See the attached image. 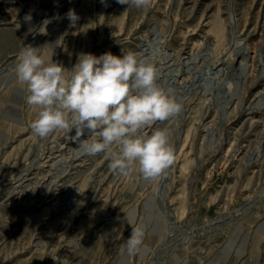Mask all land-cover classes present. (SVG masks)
<instances>
[{"label": "rangeland", "instance_id": "rangeland-1", "mask_svg": "<svg viewBox=\"0 0 264 264\" xmlns=\"http://www.w3.org/2000/svg\"><path fill=\"white\" fill-rule=\"evenodd\" d=\"M74 1L48 17L46 0L0 6V264H264V124L250 128L241 113L243 98L248 103L264 81L253 66L241 80L227 79L219 70L224 65L216 66L233 60V42L247 33L255 32L250 42L259 45L264 0H150L146 9L119 0ZM69 9L79 16L75 25L66 18ZM44 19L48 26L40 24ZM27 37L68 68L82 52L197 57L204 70L192 69L183 83L172 75L159 80L182 110L145 129L169 130L174 162L154 178L138 170L124 176L110 167V151L85 154L74 130L35 134L30 125L38 108L26 103V84L15 75ZM220 82L244 92L227 111ZM258 106L255 118L264 123V103ZM51 150L54 161L62 160L55 171L43 161ZM28 171L30 181L20 188L15 180ZM50 175L57 186L44 184ZM48 187V202H39L38 191ZM61 199L66 204L58 207ZM139 225L142 245L122 251Z\"/></svg>", "mask_w": 264, "mask_h": 264}, {"label": "clouds", "instance_id": "clouds-1", "mask_svg": "<svg viewBox=\"0 0 264 264\" xmlns=\"http://www.w3.org/2000/svg\"><path fill=\"white\" fill-rule=\"evenodd\" d=\"M119 3L146 9L150 0ZM66 18L72 25L79 20L75 9H69ZM25 20L31 15L26 14ZM122 52H82L68 68L49 59L41 47L24 45L15 75L26 84V103L38 108L30 127L39 137L74 130L73 140L85 154L110 151V167L118 174L138 170L145 179L154 178L174 162L175 149L167 128L150 133L145 129L179 113L182 103L160 85L155 63L132 50ZM144 236L143 225L133 226L121 250H138Z\"/></svg>", "mask_w": 264, "mask_h": 264}, {"label": "bare ground", "instance_id": "bare-ground-1", "mask_svg": "<svg viewBox=\"0 0 264 264\" xmlns=\"http://www.w3.org/2000/svg\"><path fill=\"white\" fill-rule=\"evenodd\" d=\"M68 0H46V6L48 9V11L46 13L43 14V17H48L51 10H55L56 8H60V7H64V3H66ZM74 1V0H73ZM19 2H24V0H0V6L1 5H10V4H14V3H19ZM75 2V1H74ZM42 4L44 2H41ZM61 3V4H60ZM41 4V5H42ZM45 4V3H44ZM44 7V5H43ZM45 9V10H46ZM22 10V9H21ZM26 10V9H25ZM27 11V10H26ZM42 11V10H41ZM44 11V10H43ZM67 12V11H66ZM65 12V13H66ZM36 13V12H35ZM55 13V12H54ZM27 14V13H26ZM30 14V13H29ZM34 14V13H33ZM2 15V14H1ZM24 15V14H23ZM39 15V14H37ZM58 16V15H57ZM61 16V15H60ZM59 16V17H60ZM64 16V15H63ZM38 17V16H37ZM42 17V16H40ZM32 18V16H31ZM25 19V18H23ZM22 19V20H23ZM38 21V20H37ZM36 21V22H37ZM48 20L47 19H44L42 22H40V24H43L44 26H48L47 24H49L50 22H47ZM1 22V17H0V24H2ZM52 24V23H51ZM26 25V24H25ZM264 26V25H263ZM42 27V26H41ZM262 30H264V27L262 28ZM264 32V31H263ZM36 33V32H35ZM262 33V32H261ZM255 32H250V33H247L244 35V38L241 39V40H237L235 42H233V46H232V49H233V60H227V59H222L220 61L217 62L216 66H219V65H224L223 68H220L219 70H222L224 72V74L226 75V78L227 79H233V78H237V79H242L246 76L247 72H248V69L250 68V66L254 67V69L256 68V71H257V79H258V82L261 83V81L263 80L264 81V37L263 38H260L257 42H259V45L257 46H254V44L252 42H250L251 40V36L254 35ZM263 34V33H262ZM29 36V35H28ZM257 36V35H256ZM29 38V37H27ZM253 38V37H252ZM30 39V38H29ZM24 44V45H29V43H31V45L33 46L35 43H33V40H32V37L31 39L29 40ZM161 43V42H160ZM256 43V42H255ZM149 44V42H148ZM154 44V43H153ZM144 45V44H143ZM151 45V44H150ZM256 45V44H255ZM24 47V46H23ZM146 48V47H145ZM149 48V47H148ZM143 49V48H142ZM148 51V50H147ZM150 51V50H149ZM148 51V52H149ZM164 53V52H163ZM161 53L162 55L160 56H153L154 53L152 54V56H145L146 53H145V49L142 50V52H140L138 54V56L142 59H145L149 62H153L157 65V67L159 68V80L162 78V77H166V75H172L174 76V80L173 81H177V82H181L183 83L182 81H179L180 78L183 80L185 79L184 76H186V74L190 73L192 71V69H197L198 66V70H200V72L204 69H202V67H200V64L198 63V60H197V57L195 58H192V57H189L188 59H183L182 56H177V54L175 53ZM177 53V52H176ZM149 55V54H148ZM158 55V54H157ZM232 56V55H230ZM232 56V57H233ZM228 58V57H227ZM177 60H180L179 62L180 63H177L178 61ZM180 64V65H179ZM186 64V65H185ZM190 64H192V66H189ZM175 66V68H174ZM182 66H185L186 68H183V70L181 69ZM174 71H176V73H173ZM194 71V70H193ZM196 71V70H195ZM166 72H168L169 74H167ZM195 73V72H194ZM216 73V72H215ZM220 73V71H219ZM252 73V72H251ZM218 74V73H217ZM255 74V73H254ZM189 75V74H188ZM221 75V74H220ZM256 76V75H255ZM189 77V76H188ZM208 77V76H207ZM219 77V76H218ZM248 77V75H247ZM216 78V77H214ZM251 78V77H250ZM224 80L225 77L223 78ZM231 79V80H232ZM209 80V79H208ZM186 81V80H185ZM211 81V80H210ZM230 81V80H229ZM244 81V80H243ZM210 83V82H209ZM221 83V82H220ZM226 83V82H224ZM222 85L221 83V86L218 87V88H222V90L224 91V97H225V107L223 108L224 110L227 111V109L233 105V103H239V100L240 97L239 96H242L244 94V92L239 95L236 90H233L231 85H230V82L229 84H224ZM208 84V82H207ZM212 84V83H211ZM241 84V83H240ZM243 85V84H242ZM217 85H215L216 87ZM237 86V85H236ZM233 87V88H237V87ZM214 87V86H213ZM19 88V87H18ZM239 88V87H238ZM215 89V88H214ZM239 91V90H238ZM222 92V91H221ZM240 92V91H239ZM222 94V93H221ZM239 95V96H237ZM219 96V95H218ZM245 96V95H244ZM222 97V96H221ZM21 98V97H20ZM219 99V98H218ZM221 99H219L220 101ZM224 100V99H223ZM244 100V105H243V102L241 104V108H242V111L241 113L244 114V115H249V118L248 120H251L250 121V128H257V127H262L261 124H264V123H260L261 121H259V119H256V114L257 112L260 110V107L258 106L261 105L262 103H264V86L263 88H261L260 90H258L256 92V94L254 95V97L247 103V100H246V97L243 98ZM216 102V101H215ZM218 102V101H217ZM216 102V103H217ZM263 106V105H262ZM231 111V110H230ZM241 116L239 115L238 118L235 120L237 121ZM234 122V121H233ZM208 123V122H207ZM207 126V125H206ZM205 126V127H206ZM239 128V127H238ZM249 128V129H250ZM264 128V126H263ZM152 129V128H151ZM231 129V128H230ZM258 129V128H257ZM206 131H208V133H212V129H209L206 128L205 129ZM249 131V130H248ZM255 131V130H254ZM262 133H263V130H261ZM241 134V133H240ZM256 134V133H255ZM261 136V135H260ZM7 137V136H6ZM89 138V137H88ZM261 139V137H260ZM259 143V142H258ZM263 143L262 145L264 146V141L261 140L260 141V144ZM262 145L260 146H257L255 148H260ZM64 149V148H63ZM79 149V148H78ZM60 150V149H59ZM252 150V149H251ZM242 152V151H241ZM253 153L256 152V150H253L252 151ZM258 152H259V149H258ZM58 154L55 153L54 150H51L49 151V154L47 153L44 157V166H47L51 169V171H55V169L57 168V165L58 164H62V162L60 163H57L59 161H62V160H58V161H54L55 158H57ZM78 156V154H77ZM254 156V155H253ZM84 159V158H82ZM64 165V163H63ZM43 166V165H42ZM69 167V166H68ZM31 168V167H30ZM33 168V167H32ZM28 169V168H26ZM21 173V171H20ZM52 173V172H51ZM54 173V172H53ZM30 173L29 171L26 172V173H23V174H20L16 180H15V183L17 182V185L20 187L21 185H23L24 182H27V181H30ZM47 176V175H46ZM51 177V175L46 179H45V185L49 186L53 180H49V178ZM53 179V178H52ZM7 182H11V181H7ZM13 182V181H12ZM59 182V181H58ZM6 183V182H5ZM4 185H7V184H4ZM13 185V184H12ZM30 186V185H28ZM44 186V185H43ZM52 187H55L57 186L56 182L52 183L51 185ZM3 187V186H2ZM12 187V186H11ZM9 187V188H11ZM18 187V188H19ZM17 188V189H18ZM21 188V187H20ZM19 188V189H20ZM13 189V188H12ZM28 189V187H27ZM11 190V189H10ZM15 190V188H14ZM32 190V189H31ZM2 191V190H1ZM22 191V190H21ZM11 192V191H10ZM19 192V191H18ZM38 192H40L38 194V198H39V202H42V203H46L48 202L47 201V198L52 194L53 192V189H51L50 187H48L47 189H40ZM77 192V191H76ZM15 193V192H14ZM37 193V192H36ZM61 193V192H60ZM72 193L71 192H67V195H71ZM37 196V195H36ZM74 196H77V194L75 193ZM73 197V196H72ZM57 199V198H56ZM66 204V202L64 201V199H61L57 202V205L58 207H60V205H64ZM29 208V207H28ZM52 209L54 210L55 209V206L52 207ZM30 210V209H29Z\"/></svg>", "mask_w": 264, "mask_h": 264}]
</instances>
